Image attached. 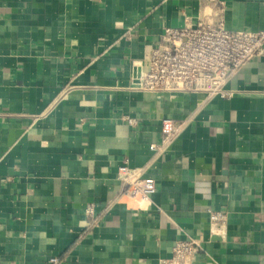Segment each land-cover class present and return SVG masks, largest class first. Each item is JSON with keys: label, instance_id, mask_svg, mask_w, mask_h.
I'll list each match as a JSON object with an SVG mask.
<instances>
[{"label": "crops", "instance_id": "crops-1", "mask_svg": "<svg viewBox=\"0 0 264 264\" xmlns=\"http://www.w3.org/2000/svg\"><path fill=\"white\" fill-rule=\"evenodd\" d=\"M206 17L258 32L264 0H0L3 264H158L188 237L202 264H264V55L230 100L129 89L164 28ZM166 118L185 126L163 145Z\"/></svg>", "mask_w": 264, "mask_h": 264}, {"label": "built area", "instance_id": "built-area-1", "mask_svg": "<svg viewBox=\"0 0 264 264\" xmlns=\"http://www.w3.org/2000/svg\"><path fill=\"white\" fill-rule=\"evenodd\" d=\"M264 55V28L258 32L233 31L226 27L224 18L213 22L203 18L195 26L164 28L161 41L150 46L142 62H133L134 74L130 90L153 94H199L207 98L230 100L234 96L227 84L251 60ZM129 119L128 123L132 124ZM184 122L163 119V145L176 137ZM154 152L159 146H151ZM140 171L127 166L119 169V178L135 196L154 192L141 179ZM87 217H94V207L88 206ZM211 232L222 235L229 216L226 212H209ZM202 240L188 237L175 242L169 258L158 264H202L205 254ZM60 258H51L49 264H59ZM0 264H3L0 261Z\"/></svg>", "mask_w": 264, "mask_h": 264}]
</instances>
